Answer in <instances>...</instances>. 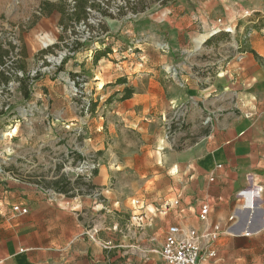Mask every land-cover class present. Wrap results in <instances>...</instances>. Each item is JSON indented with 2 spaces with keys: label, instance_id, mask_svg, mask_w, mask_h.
<instances>
[{
  "label": "crops",
  "instance_id": "0c3cea01",
  "mask_svg": "<svg viewBox=\"0 0 264 264\" xmlns=\"http://www.w3.org/2000/svg\"><path fill=\"white\" fill-rule=\"evenodd\" d=\"M246 13L251 17L246 19ZM106 29L105 41L118 38L119 53L97 62L77 53L67 58L58 80L44 77L37 87L60 85L69 93L70 76L80 72L99 92L125 79L113 95L123 96L133 87L135 94L124 102L144 114L152 110L163 116L156 130L143 135L152 140L154 155L166 145L160 135L164 126L182 118L187 147L169 152L164 163L180 171L174 177L183 189L171 214L156 216L155 224L166 228L165 235L175 225L198 232L220 225L219 239L209 245L216 257L208 264H264V0H180L154 6L133 22L109 19ZM245 30L251 31L247 41ZM222 31L231 33L230 41L209 43ZM170 68L177 78L168 74ZM250 178L263 188L254 210L241 207L237 199ZM90 183L102 192L99 207L90 195L66 199L39 184L2 180L0 264H129L127 258L111 260L116 249L120 257L126 254L121 251L129 245V232L102 169ZM204 205L210 207L206 222L199 218ZM143 209L140 203L131 210L133 227L140 226L134 216L145 214ZM91 212L100 213L96 223L104 233L99 241L90 239L94 229L85 226ZM147 220L145 214L143 226Z\"/></svg>",
  "mask_w": 264,
  "mask_h": 264
},
{
  "label": "rangeland",
  "instance_id": "374dc122",
  "mask_svg": "<svg viewBox=\"0 0 264 264\" xmlns=\"http://www.w3.org/2000/svg\"><path fill=\"white\" fill-rule=\"evenodd\" d=\"M98 1L103 2L105 15L97 8H89L91 13L87 23L92 25L91 28L83 30V23L75 22L74 28L64 31L59 25L62 19L60 13L55 11L49 16H41L40 9L45 2L66 4L72 8V0H0V44L3 49L11 51L3 69L13 75L8 85L0 84V182L12 178L39 184L43 189L56 193L54 183H62L66 179L74 184L82 178V182L89 184L93 172L98 174L102 169L108 180L107 188L115 196L114 201L119 203L118 208L123 210V227L127 226L129 232V245L121 251V254H126L120 257L118 249H112L111 260L127 258L129 264H140L142 261L143 264H165L161 249L166 228L162 230L155 224L154 218L168 217L172 212V202L178 200V192L183 189L174 177L179 176L180 171L174 173L175 168L169 170L164 163L169 152L182 151L187 147L183 119L164 126L160 135L166 145L154 155L152 140L143 138V135L146 130L149 134L154 128L156 130L155 124L163 116L152 110L144 114L137 107L122 101V96L113 95V89L118 84L99 92L96 85L87 79V73L80 72L70 76L72 90L69 93L60 85L38 88L39 81H36L29 88L31 98L26 101L20 89L19 80L24 75L22 66H25L29 76L35 77V73L40 72L41 78L54 82L59 79L58 68L64 67L63 62L68 57L86 53L93 62L98 50L109 49V54L119 53V47L114 44L118 38L105 41L108 33H104L102 26H106L107 20L133 22L154 6L168 7L180 0H129L130 4L123 6V0ZM134 5L138 9L146 6L147 10L135 14L132 11ZM63 21L68 24L67 19L63 18ZM93 21L99 27H95ZM52 26H59L60 31ZM104 41L105 46L102 45ZM10 44L15 47L14 50ZM54 46L59 47L45 55L44 52ZM114 47L116 51H113ZM22 48L27 51L25 59L18 56ZM168 74L177 78L171 68ZM110 99L111 103H108ZM64 111L69 112L67 117ZM179 132L182 134L177 136ZM191 143L194 140L189 145ZM72 187L71 192L62 194L66 199L90 195L97 197L96 207L103 200L98 197L102 193L98 189L93 188L89 193L84 185ZM138 201L150 220L145 226L140 223V226L133 227L136 221L131 219V210L138 206ZM99 214L91 212L84 217L86 228L94 229L90 239L97 241L104 233L96 223Z\"/></svg>",
  "mask_w": 264,
  "mask_h": 264
},
{
  "label": "built area",
  "instance_id": "2783aa9c",
  "mask_svg": "<svg viewBox=\"0 0 264 264\" xmlns=\"http://www.w3.org/2000/svg\"><path fill=\"white\" fill-rule=\"evenodd\" d=\"M119 1L121 2L122 0ZM123 2L124 3H122V6L127 3L125 0H123ZM133 2H136V0H133ZM102 4L103 2H101V6ZM103 7L104 6H102V8ZM90 11L89 13H91ZM250 17L251 15L246 13V18ZM87 21L82 22L83 24L81 26L83 30H88V27H92V25L87 23ZM93 23L95 27H99L94 21ZM250 35L251 31L245 30L243 32L244 41H247L250 38ZM89 36L90 33L88 34V37ZM62 59L63 58L61 57L60 63L62 62ZM262 192L263 188L254 185L252 183V179L250 178V186L237 194V199L241 201L240 206L246 209L254 210L258 201L261 199ZM137 205H140V203L137 202ZM18 210L19 207H16L15 211ZM21 212L25 214L27 213V210L23 209ZM209 213L210 207L208 205L202 206L199 215L200 220L202 222H206L208 220ZM134 217L138 218V222L142 224V217H144L143 215L135 214ZM233 219L234 218H231V220ZM221 231L222 228L220 225L215 226L212 231L204 232H198L196 230L187 229L180 226H171L168 228L165 235V240L161 249V258L165 264H208L209 260H212L216 257V252L210 249L209 245L217 242L222 233ZM106 249H110V247L107 246Z\"/></svg>",
  "mask_w": 264,
  "mask_h": 264
},
{
  "label": "trees",
  "instance_id": "16d2710c",
  "mask_svg": "<svg viewBox=\"0 0 264 264\" xmlns=\"http://www.w3.org/2000/svg\"><path fill=\"white\" fill-rule=\"evenodd\" d=\"M170 1L175 2L176 0H170ZM72 2L74 3L72 8H70V5H66V4L65 5L64 4L63 5H55V4H51L49 2H45L42 4L41 9H40L41 10V16H49L55 11L60 13L62 15V19H61V22L59 25L64 31H67L69 28H74L75 22L77 24H79L81 22H84V21L86 22L88 20V16H89L88 9L89 8H93V9L97 8L99 11H101L105 15V12L102 11L103 8L101 6V2H97V0H72ZM127 3L130 4V1L127 0ZM146 10H147L146 6H142L140 9L137 8V5H134L132 7V11L135 14L143 13ZM120 16H121V14L118 17H120ZM63 18L67 19L68 24H66L63 21ZM259 23H260V20H257L255 22V25H257ZM102 28H103L104 33H106L107 32L106 26L104 25V26H102ZM230 36H231V33L226 32V31H222L218 35L213 37L209 41V43L221 42V41L228 42V41H230ZM10 47L13 50L15 49V47H13L12 44H10ZM57 47H59V46H54V47L50 48L49 51L44 52L45 55H47L49 52L52 53V51ZM77 50H78V48L74 49L73 51H77ZM10 52H11L10 50L3 49L2 44H0V84L1 85H8L12 76H13L11 74H8L10 72L5 71L3 69V67L6 64L7 57H9V55H10ZM240 52H244L243 48L240 49ZM109 53H110L109 49L96 51V54L94 56V61L97 62V61L103 59ZM18 56H22L25 59L27 57L26 49L22 48V50L20 51ZM17 62H20V61L18 60ZM65 62H66V59L64 60L63 65L65 64ZM21 70L24 72V75H23V78H21L19 80L20 89L23 93L24 99L26 101H28L31 98V93L29 90L30 86L32 85L33 82L39 81L41 79L42 75L40 72H37L35 77L29 76L25 66H22ZM62 70H63V66L58 68V72H61ZM126 83L127 82L125 79H120L117 82L118 85L126 84ZM134 94H135V89L133 87H127L124 90V93H123L121 100L122 101L129 100L133 97ZM108 103H111V99L109 100ZM96 174H97V172L94 171L93 177ZM82 181H83L82 178H78L74 184H71V182H68L66 179H63L62 180L63 185L60 182H56L53 184V190L56 191V193H58V194H67L73 190L72 186L78 185L79 187H81V185H84L85 187H87L89 189V193H90L91 189H93L94 187L91 185V183L87 184V183H84Z\"/></svg>",
  "mask_w": 264,
  "mask_h": 264
}]
</instances>
